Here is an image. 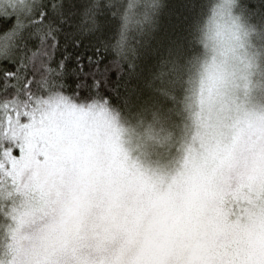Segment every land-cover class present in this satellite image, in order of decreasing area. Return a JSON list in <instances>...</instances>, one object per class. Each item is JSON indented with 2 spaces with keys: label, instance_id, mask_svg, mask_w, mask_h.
I'll use <instances>...</instances> for the list:
<instances>
[{
  "label": "snow or ice",
  "instance_id": "1",
  "mask_svg": "<svg viewBox=\"0 0 264 264\" xmlns=\"http://www.w3.org/2000/svg\"><path fill=\"white\" fill-rule=\"evenodd\" d=\"M174 5L0 0V264H264V0Z\"/></svg>",
  "mask_w": 264,
  "mask_h": 264
},
{
  "label": "clouds",
  "instance_id": "2",
  "mask_svg": "<svg viewBox=\"0 0 264 264\" xmlns=\"http://www.w3.org/2000/svg\"><path fill=\"white\" fill-rule=\"evenodd\" d=\"M255 47V45H254ZM259 64V59L257 60ZM256 86L250 96H244L240 90H234L227 95H214L204 105L205 115L211 121L231 120L244 113L264 116V73L257 68L249 78ZM198 87V85H197ZM201 110L199 102L195 111ZM192 136L197 134V125L189 121Z\"/></svg>",
  "mask_w": 264,
  "mask_h": 264
},
{
  "label": "trees",
  "instance_id": "3",
  "mask_svg": "<svg viewBox=\"0 0 264 264\" xmlns=\"http://www.w3.org/2000/svg\"><path fill=\"white\" fill-rule=\"evenodd\" d=\"M167 2H168L169 4H173V9H172V11H174V7H175L174 4L177 2V0H167ZM172 11H170L169 14H168L169 19H171V17H172ZM112 63L115 64L116 61H112Z\"/></svg>",
  "mask_w": 264,
  "mask_h": 264
},
{
  "label": "rangeland",
  "instance_id": "4",
  "mask_svg": "<svg viewBox=\"0 0 264 264\" xmlns=\"http://www.w3.org/2000/svg\"><path fill=\"white\" fill-rule=\"evenodd\" d=\"M124 139H125V140L129 139V136L126 134V135L124 136Z\"/></svg>",
  "mask_w": 264,
  "mask_h": 264
}]
</instances>
